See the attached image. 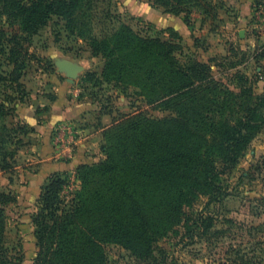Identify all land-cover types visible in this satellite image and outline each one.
<instances>
[{
    "label": "trees",
    "instance_id": "1",
    "mask_svg": "<svg viewBox=\"0 0 264 264\" xmlns=\"http://www.w3.org/2000/svg\"><path fill=\"white\" fill-rule=\"evenodd\" d=\"M97 1L0 0V17L8 28H18L12 34L0 28V69L4 56L18 90L30 57L27 41L57 17L73 31H88L83 34L92 53L105 59V80H125L171 115L152 119L139 113L112 125L103 135L105 159L79 168L80 186L68 201L61 195L69 179L50 176L32 219L38 249L34 264H108L104 244L149 256L155 239L181 221L196 192H207L214 201L223 197L220 176L232 173L251 135L264 127V93L256 94L248 78L236 72L230 89L214 81L210 66L181 59L178 45L143 38L109 11L103 12L101 35L93 33L90 12ZM146 1L189 16L210 0ZM4 110L0 104V115ZM13 133L0 132V169L7 173L13 171L15 151L7 148ZM249 176L264 180V157ZM13 201L0 193V264H6L2 207ZM194 224L196 234L208 235L213 219L199 216Z\"/></svg>",
    "mask_w": 264,
    "mask_h": 264
},
{
    "label": "rangeland",
    "instance_id": "2",
    "mask_svg": "<svg viewBox=\"0 0 264 264\" xmlns=\"http://www.w3.org/2000/svg\"><path fill=\"white\" fill-rule=\"evenodd\" d=\"M105 11L143 38L178 45L180 58L210 66L214 81L234 89L238 72L251 81L256 94L264 93V0H210L206 8L195 9L189 16L174 14L146 0H98L90 12L94 17L93 33L97 35L102 33L100 21ZM186 16L188 24L184 22ZM68 25L52 17L27 41L30 57L18 90L9 80L11 67L4 56L1 59L0 104L6 113L0 115V132L3 128L14 132L7 148L15 151L10 160L13 171L0 169V193L14 199L2 207L1 244L6 264L35 263L38 249L32 219L50 176L69 179L61 195L68 201L79 189V168L94 167L105 159L101 150L103 135L112 125L124 116L139 113L152 119L171 115L149 104L146 95L125 80H105V59L92 53L83 34L88 31L79 33L82 28L73 31ZM0 28L8 34L18 33V28H8L2 17ZM61 62L81 67L72 82L59 69ZM229 62L234 63L233 67ZM58 95L65 100L62 110L69 118L48 127L52 113L61 110L53 107ZM84 126L98 134L95 158L78 165H55L58 157L74 153L78 130ZM261 157L264 127L251 135L232 173L220 176L223 197L214 201L207 192H196L181 221L155 239L147 257L118 244H104L107 263L264 264V180L249 176L250 168ZM199 216L213 219L208 235L196 234L199 230L194 222Z\"/></svg>",
    "mask_w": 264,
    "mask_h": 264
},
{
    "label": "crops",
    "instance_id": "3",
    "mask_svg": "<svg viewBox=\"0 0 264 264\" xmlns=\"http://www.w3.org/2000/svg\"><path fill=\"white\" fill-rule=\"evenodd\" d=\"M65 100L62 99V96L58 95V100L54 104V108L61 109L58 112L52 113L53 117L48 121V127H51V125H55L57 123H64L65 120L69 118L67 115V112H63L62 108L65 106ZM61 105V106H60ZM60 106V107H59ZM82 126V125H81ZM79 136L76 139V147L74 149V153L67 158H61L59 159L55 165L58 167L64 166L67 164L72 165H78L82 163H89L91 162L95 157H93V150H95V145H97V136L91 127H81V129L78 130ZM53 151V149H52ZM57 168V167H56Z\"/></svg>",
    "mask_w": 264,
    "mask_h": 264
},
{
    "label": "water",
    "instance_id": "4",
    "mask_svg": "<svg viewBox=\"0 0 264 264\" xmlns=\"http://www.w3.org/2000/svg\"><path fill=\"white\" fill-rule=\"evenodd\" d=\"M58 67L65 73L68 82H72V80L76 78L78 73L81 71V67L69 62H61L59 63Z\"/></svg>",
    "mask_w": 264,
    "mask_h": 264
}]
</instances>
